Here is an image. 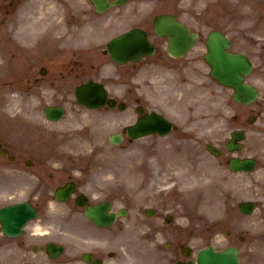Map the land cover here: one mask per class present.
Here are the masks:
<instances>
[{
  "label": "rangeland",
  "instance_id": "1",
  "mask_svg": "<svg viewBox=\"0 0 264 264\" xmlns=\"http://www.w3.org/2000/svg\"><path fill=\"white\" fill-rule=\"evenodd\" d=\"M160 12L175 14L198 33L195 46L181 58H171L166 52L165 38L152 32V18ZM94 23L99 25L93 31ZM134 26L147 29L156 44V52L147 63L135 68L115 64L114 69L101 51L91 61L102 68L98 79L107 84L110 95L127 103L126 110L80 107L72 99L77 84L74 78L69 88L63 77L53 78L54 84L49 81L35 84L27 81V72L16 68L35 61L27 53H20L17 43L35 44L45 32L53 33L54 42L60 39L69 42L71 37L84 38L98 32L102 35L100 41L105 42L113 34ZM213 29L228 36L232 51L251 58L253 70L247 80L261 95L264 0H130L103 15L94 12L89 0H0V140L11 152L16 153L20 147L33 151L37 162L20 169L0 156V205L27 196L23 188L31 185L23 184L24 180L19 178L65 177L54 169L59 164L47 162L54 152L58 154L54 159L63 160L65 170L79 182L85 177L109 178L100 182L115 185V209L135 211L150 205L163 217L164 212L176 215L175 223L166 222L161 227L171 242V250L180 241L189 242L193 252L209 244L217 249L236 245L241 250L240 264H264V103L261 96L249 105L235 102L231 89L211 79L203 53L206 35ZM22 34L33 35L22 37ZM56 59L61 57L57 55ZM88 70L95 76L94 67ZM135 97L147 110L154 109L171 118L177 128L163 136L154 134L137 139L125 136L113 145L108 135L123 131L136 119ZM62 103L66 113L55 130V124L44 118L43 108L46 104ZM250 114L257 118L245 125ZM236 128H244L246 137L241 150L234 154L257 160L255 170L247 174L233 172L227 164L231 153L224 149V143ZM207 142L222 149V153L210 154L204 146ZM39 160H44L46 166ZM195 178L200 185L193 184ZM197 193L211 196L213 204L204 209L186 208L185 197L196 196L198 201ZM50 200H53L49 207L53 222L64 225L58 216L61 211H70L69 206L54 198ZM241 200H254L256 207L250 215L237 209ZM78 210H71V216H66L68 220L64 219L67 239L76 249L81 248L85 225ZM120 223L125 228L120 231V227H115V243L105 244L115 252V263H174L155 257L154 246L143 233L134 231L131 219ZM96 235L106 238L109 233ZM161 236L158 233V240L164 241ZM241 236H245L243 240ZM16 241L0 233V243H4L0 244V264H17Z\"/></svg>",
  "mask_w": 264,
  "mask_h": 264
},
{
  "label": "flooded vegetation",
  "instance_id": "2",
  "mask_svg": "<svg viewBox=\"0 0 264 264\" xmlns=\"http://www.w3.org/2000/svg\"><path fill=\"white\" fill-rule=\"evenodd\" d=\"M89 3L97 15L104 14L98 13L94 5L90 1ZM113 9H115V7ZM98 25V23H94L91 30H97ZM143 29L148 31L145 28ZM148 33L150 35V32ZM88 35L89 36L84 38H79L78 36H75L76 38L71 37L72 40L69 42H65L63 39L54 42L55 39L53 41L51 34H41V38L38 39L35 44L23 43V45L25 44L24 47L31 46L32 48H26L20 51V53L23 54L27 53L30 59L34 57V63L27 61L24 64L25 66L17 65L16 68L20 71L27 72V81H32L35 84L47 81L54 84L55 81L53 78L63 77V80L67 82V87L69 88L71 78H74L77 84L88 79H97V74H99L98 72H100L101 68L94 65L91 61L99 56L100 51L103 55L107 56V54L102 41H100L102 35L98 32H91ZM57 55L60 56L61 59H56ZM148 58L150 57H145L141 61L131 64L134 68L136 65L141 66L148 62ZM113 64H115V62H113ZM90 67H94L95 76L89 72L88 69ZM41 69H43L44 73H41ZM18 80L22 82L23 79L19 77ZM68 100H70V98H68ZM64 102L67 103V101ZM58 121L59 120L54 121L55 127H53V129L55 130H58L62 124ZM0 146L6 149L7 154L12 155V160L10 161L14 162L17 168L24 169V167H30L37 163L34 158L35 153L27 148L20 147L16 153L11 152L2 138L0 140ZM55 156H58V154L51 152L50 160L47 162L59 164L60 166L56 167L55 165L54 169L56 171L59 170L65 177L61 175H50L46 178L40 176L19 178L20 180H24L22 181L23 184L26 183L31 185L23 188L28 194L19 201L30 203L36 209L37 213L34 218L26 221L23 225L22 233L17 237V264H92L93 260L101 261L102 264H109L112 259L111 257L114 256V252L107 248L105 244L115 243V223L117 220L120 221V218L117 217L115 220V212L117 211H115V185L110 187L108 186L110 182H100V180H108L109 178L107 177H85L83 181L79 182L77 179L71 178L70 171L65 170V162L63 160L56 161L54 159ZM3 158L9 160L8 156H4ZM39 162L42 166H46L44 160H39ZM91 165H93V162ZM111 180H114V178ZM67 182H72L73 184V189L67 197L68 201L66 203V205L69 206V210L75 211L77 209L74 207L77 198L82 197L84 201V206L81 207L80 213H82L85 218V225L83 237L80 239L81 248L79 249L71 246V241H68L66 237L67 232L65 229L67 226L64 217H66V215L67 217H69V215L71 216V212L66 211V215L65 211L59 213V220L65 225L64 226L53 222V216L50 215L48 208L50 206L49 198L54 197L55 188L57 186H64ZM102 202H107L109 207L108 213L114 216V220L110 225L99 226L89 220L84 214L87 205H95ZM128 211L134 212L133 210H127V212ZM137 212L139 214L138 216H130L134 222H137L134 228L144 230L146 232L147 241L156 243L157 232L162 233L163 228L161 227L165 225V221L164 223L162 222V215L156 214L154 210L153 212L155 214L152 217L146 218L143 216L142 218V215L139 213L140 210L136 211V213ZM127 218H129V216H127L126 219ZM175 220L176 217L171 216V221H173V223H175ZM175 226L177 228L179 227L178 224H175ZM102 232L109 233L108 237L104 238L96 235V233ZM163 237L167 239L165 235ZM48 243L60 245L62 247V252L57 257H50L49 252L45 248ZM247 243H250V241ZM164 244H167L168 247L171 246L168 242H164ZM176 247L180 248V244ZM88 259L91 261L87 262Z\"/></svg>",
  "mask_w": 264,
  "mask_h": 264
},
{
  "label": "water",
  "instance_id": "3",
  "mask_svg": "<svg viewBox=\"0 0 264 264\" xmlns=\"http://www.w3.org/2000/svg\"><path fill=\"white\" fill-rule=\"evenodd\" d=\"M94 0L99 9H105L113 5L121 4L127 0ZM100 5V6H99ZM154 31L161 35H166L169 40V52L173 55H180L187 51L196 38V34L189 32L188 27L178 21L171 14H161L154 19ZM207 53L205 58L211 66V75L218 82L230 86L234 89L233 97L237 101L250 103L257 97V90L252 84L244 81V76L248 75L252 69V63L247 56L242 53L230 52L226 48L230 42L227 37L219 30L210 31L206 40ZM113 48L114 56L118 60L128 58L135 59L133 55H142L152 51V45L146 39V33L140 29H131L116 37L110 43ZM75 95L80 103L89 108H97L106 101L107 91L100 83L88 81L75 90ZM109 105H113V100H108ZM141 111V109H137ZM46 116L56 118L61 114V108L47 106ZM171 129V124L162 115L156 112L143 114L137 122L128 127L127 131L131 137H138L149 133L158 132L163 134ZM232 138L226 143V147L231 150L238 149L240 144L237 139L244 136L243 131L236 130L231 133ZM112 142L120 140L119 134L111 135ZM209 150L219 154V150L208 145ZM254 160L250 158L240 159L232 157L229 166L233 170H251ZM66 193V189L57 190V195ZM252 202H241L239 209L243 212H250ZM35 210L28 203H14L0 208V222L4 232L9 235L20 233L21 225L27 218L34 215ZM87 215L97 223H106L104 219L111 216L105 215L98 207H88ZM179 264H239L238 251L235 247H225L223 250H215L213 246H208L198 251L197 262Z\"/></svg>",
  "mask_w": 264,
  "mask_h": 264
},
{
  "label": "bare ground",
  "instance_id": "4",
  "mask_svg": "<svg viewBox=\"0 0 264 264\" xmlns=\"http://www.w3.org/2000/svg\"><path fill=\"white\" fill-rule=\"evenodd\" d=\"M188 119H191L190 116H189ZM194 183L197 184V185H200V181H198V180L196 181V178L194 179L193 184ZM193 184H192V186H193ZM202 186H203V184H201V188H202ZM184 194H185V191H184ZM195 197L194 196H187V197H185L184 202L186 204V208H188V209H194V210L195 209H204L206 206L213 204V198L211 196L207 195V194L202 195V194H198L197 193L198 201H196V198Z\"/></svg>",
  "mask_w": 264,
  "mask_h": 264
}]
</instances>
